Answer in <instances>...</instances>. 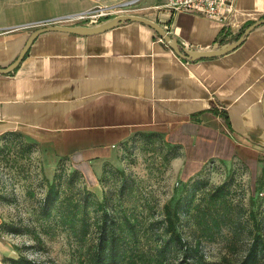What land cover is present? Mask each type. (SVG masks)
Returning <instances> with one entry per match:
<instances>
[{
    "label": "crops",
    "instance_id": "1",
    "mask_svg": "<svg viewBox=\"0 0 264 264\" xmlns=\"http://www.w3.org/2000/svg\"><path fill=\"white\" fill-rule=\"evenodd\" d=\"M53 2L55 11L44 18L31 7L5 9L0 68L15 61L40 27L27 25L91 8ZM165 3L142 0L134 16L156 23L189 52L218 50L264 19V0H236L222 21L155 9ZM159 38L137 22L87 35L38 34L13 70L0 72V137L15 132L65 158L92 190L99 188L104 163L137 132L180 147L172 168L184 183L208 163H237L257 186L264 168V24L234 49L195 60Z\"/></svg>",
    "mask_w": 264,
    "mask_h": 264
},
{
    "label": "rangeland",
    "instance_id": "2",
    "mask_svg": "<svg viewBox=\"0 0 264 264\" xmlns=\"http://www.w3.org/2000/svg\"><path fill=\"white\" fill-rule=\"evenodd\" d=\"M66 1L88 4L91 6L88 10H91L125 0ZM53 4V0H0V17L6 15L5 9L22 6L33 8L41 15L40 18H44L42 15L55 11ZM109 20L102 19L99 24ZM22 140L30 143L22 135L12 139L0 137V226L5 225L0 232V264H5V258L18 257H25L35 264H89L88 248L95 243L94 231L80 246L70 233L53 221L40 217L47 185L53 181L54 175H61L58 182L62 196L81 203L86 191H89L93 200L102 201L104 193L110 191L115 202L119 177L108 175L106 186L99 185L96 190L88 189L82 179L70 184L68 177L73 170L67 161H59L34 143L32 151L26 153ZM157 145L156 141L152 144L145 139H135L120 146L118 155L108 163L134 180L142 188L143 199H148L150 206L158 212L164 204L183 194L184 186L196 180L205 182L203 190L196 196V202L228 183V212L230 217L240 220L239 230L234 237L231 229L223 228L214 240H202L200 249L209 264L221 263L224 259L237 263L250 244L248 231L253 228V217H258L259 204L264 199V185L251 186L245 170L237 163H208L197 177L184 183L172 168L175 159L164 162L165 150L160 151ZM95 217L94 210L89 208V221L92 222ZM191 226L182 228L184 237L189 241L193 239L190 236Z\"/></svg>",
    "mask_w": 264,
    "mask_h": 264
},
{
    "label": "trees",
    "instance_id": "3",
    "mask_svg": "<svg viewBox=\"0 0 264 264\" xmlns=\"http://www.w3.org/2000/svg\"><path fill=\"white\" fill-rule=\"evenodd\" d=\"M1 137L12 139L21 135L11 132ZM135 139H145L152 144L158 142L160 151L165 150L163 159L167 163L181 154L179 146L169 145L160 135L150 132L134 133L121 146ZM21 144L26 153L34 148L33 143L22 140ZM63 160L66 161L65 158L59 159ZM108 175L119 177L115 202L110 191L104 193L102 201L93 200L89 191H86L81 203L62 196L58 182L61 175H54L40 207L43 220L53 221L70 233L80 246L95 232V243L88 248L89 264H209L201 253V241L214 240L223 228L231 229L234 237L239 230L240 220L238 217L233 219L228 212V183L196 202V196L205 186V182L196 180L184 186L183 194L164 204L158 212L150 206L148 199H143L142 188L124 171L112 168L109 163H104L102 167L99 185L106 186ZM81 179L76 170L68 177L70 184ZM263 185L264 168L257 181V186ZM91 207L96 214L92 222L89 221ZM190 225L193 239L189 241L184 237L182 228ZM4 226H0V232H3ZM252 226L248 231L250 244L235 264H264V199L259 204L258 217H253ZM3 262L35 264L25 257L5 258ZM217 264L232 263L224 259Z\"/></svg>",
    "mask_w": 264,
    "mask_h": 264
},
{
    "label": "built area",
    "instance_id": "4",
    "mask_svg": "<svg viewBox=\"0 0 264 264\" xmlns=\"http://www.w3.org/2000/svg\"><path fill=\"white\" fill-rule=\"evenodd\" d=\"M142 0H125L111 6L95 7L81 13L70 14L47 21L33 23L28 27L44 25H99L102 19H114L121 16H134L137 6ZM236 0H166L163 6H155V9H168L172 13L185 12L191 15L207 19L223 20L225 14L234 9ZM162 40L161 38H159Z\"/></svg>",
    "mask_w": 264,
    "mask_h": 264
},
{
    "label": "water",
    "instance_id": "5",
    "mask_svg": "<svg viewBox=\"0 0 264 264\" xmlns=\"http://www.w3.org/2000/svg\"><path fill=\"white\" fill-rule=\"evenodd\" d=\"M126 22H137L143 25H148L151 28L154 29V31L159 35V37L167 43V45L179 56H181L184 59L187 60H195L198 58H206V57H215L222 55L235 47H237L244 39V37L248 34V32L256 27L257 25L264 24V19H261L259 21L254 22L251 25H248L240 36L233 42L223 46L222 48L218 50H210V51H197V52H189L186 51L184 48L180 47L173 37H171L169 34L166 33V31L161 28L159 25L156 23L149 21L143 17L139 16H121V17H116L114 19H111L105 23L99 24V25H93V26H84V25H44L40 26L38 28H35L33 31L30 32L28 35L23 47L21 48L19 54L15 58V61L12 62L9 66L0 68V72L2 73H8L12 71L15 66L20 62V60L23 58L24 54L28 50L30 44L34 40V38L45 31H64V32H69V33H74V34H81V35H87V34H93V33H99L103 32L107 29H110L116 25H121ZM262 106L264 107V95L262 98Z\"/></svg>",
    "mask_w": 264,
    "mask_h": 264
}]
</instances>
